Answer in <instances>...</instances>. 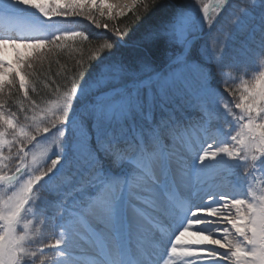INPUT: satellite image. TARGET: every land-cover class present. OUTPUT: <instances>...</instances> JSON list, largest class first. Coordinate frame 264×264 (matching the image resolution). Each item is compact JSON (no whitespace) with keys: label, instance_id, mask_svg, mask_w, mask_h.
<instances>
[{"label":"snow or ice","instance_id":"snow-or-ice-1","mask_svg":"<svg viewBox=\"0 0 264 264\" xmlns=\"http://www.w3.org/2000/svg\"><path fill=\"white\" fill-rule=\"evenodd\" d=\"M78 239L92 264H264V0H0V264H81Z\"/></svg>","mask_w":264,"mask_h":264},{"label":"rangeland","instance_id":"rangeland-1","mask_svg":"<svg viewBox=\"0 0 264 264\" xmlns=\"http://www.w3.org/2000/svg\"><path fill=\"white\" fill-rule=\"evenodd\" d=\"M111 2L116 3V0H111ZM120 18V17H119ZM79 24L82 23V20L80 22H77ZM65 27L69 28H75L79 30L78 26L75 25V23L67 24ZM82 30L88 32V31H95L97 34H103L105 33V30L103 29H95L93 26L88 25L87 23H84V27ZM216 33L213 32L209 36H206L204 39L208 42L211 41L212 37L215 36ZM232 52L234 55L230 57L229 63H231L233 66L230 68H226L225 72L229 76L230 79L239 80L244 77V72L249 71L257 66V62H255L254 57L256 56V50L253 47L243 48L241 46V42L239 40L234 41L232 46ZM220 76H216V83L215 86L219 88L221 91H223V88L221 84L219 83ZM227 92H224V96L226 99L231 100L232 97L230 95H227ZM78 243V257L81 261V264H92V262L97 257L98 253L95 248V246L89 242L87 239L85 240H79Z\"/></svg>","mask_w":264,"mask_h":264},{"label":"trees","instance_id":"trees-1","mask_svg":"<svg viewBox=\"0 0 264 264\" xmlns=\"http://www.w3.org/2000/svg\"><path fill=\"white\" fill-rule=\"evenodd\" d=\"M135 20V17L129 12L125 16L117 18L115 20L110 21V24L115 25L117 27H124L125 25L131 26L133 24V21ZM81 20L77 21L80 22ZM77 22H74L76 26H78L79 30H82L84 27V23H87L90 25L87 21H83L79 24ZM92 26V25H91ZM100 30V29H99ZM136 31L135 29H133ZM143 31V27L141 26L138 31H136V35L138 36ZM90 36L96 37L94 40V44H98L103 42V39L107 38V36L110 35V33H103V34H97L95 31L91 30L87 32ZM59 64L52 63L51 65L45 63L43 69H41L42 72L49 75L52 80H55L56 84H61L63 81L60 76L57 75V73L61 72L64 66L71 67L72 61H69L65 56H61L58 58ZM43 80V77H41ZM50 82V81H48ZM55 87V85H53ZM38 92L37 94H32V98L34 100H37V102L41 103L43 106V103L47 100L53 99L54 97L48 92L47 89L44 88L43 83L38 85ZM229 95V93L227 94ZM18 99V96H14L9 101V110L12 111H18V108L16 107V100ZM43 235L47 237H53L56 233V229L54 228L53 224L49 222L46 226L42 227ZM47 251V250H46Z\"/></svg>","mask_w":264,"mask_h":264},{"label":"bare ground","instance_id":"bare-ground-1","mask_svg":"<svg viewBox=\"0 0 264 264\" xmlns=\"http://www.w3.org/2000/svg\"><path fill=\"white\" fill-rule=\"evenodd\" d=\"M112 3H114V2H112Z\"/></svg>","mask_w":264,"mask_h":264}]
</instances>
